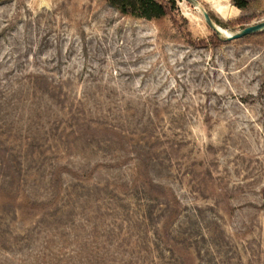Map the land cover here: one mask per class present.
Listing matches in <instances>:
<instances>
[{
	"label": "rangeland",
	"instance_id": "rangeland-1",
	"mask_svg": "<svg viewBox=\"0 0 264 264\" xmlns=\"http://www.w3.org/2000/svg\"><path fill=\"white\" fill-rule=\"evenodd\" d=\"M158 1L0 2V264H264V0Z\"/></svg>",
	"mask_w": 264,
	"mask_h": 264
},
{
	"label": "trees",
	"instance_id": "trees-1",
	"mask_svg": "<svg viewBox=\"0 0 264 264\" xmlns=\"http://www.w3.org/2000/svg\"><path fill=\"white\" fill-rule=\"evenodd\" d=\"M5 0H0V2ZM108 4L119 11L124 16H129L137 19L159 20L168 15L166 4L158 0H106ZM235 5L239 9H246L248 6L247 0H234ZM171 7L175 8V2L170 0ZM211 17V15H210ZM213 20V18L211 17ZM217 39H221L219 34H214Z\"/></svg>",
	"mask_w": 264,
	"mask_h": 264
},
{
	"label": "water",
	"instance_id": "water-1",
	"mask_svg": "<svg viewBox=\"0 0 264 264\" xmlns=\"http://www.w3.org/2000/svg\"><path fill=\"white\" fill-rule=\"evenodd\" d=\"M185 1H187L188 3H190V4H192V5L196 6V7H199V3L196 0H185ZM203 15H204L205 21L209 25V27L214 32H216L218 34H222V31L213 22V20L211 19L209 13H207L206 11H203ZM261 31H264V22L245 27L244 29H242V31H240V32H238V33H236L234 35L228 36L226 38L228 40H237V39H241L243 37H246V36H249V35H253V34L261 32Z\"/></svg>",
	"mask_w": 264,
	"mask_h": 264
},
{
	"label": "bare ground",
	"instance_id": "bare-ground-1",
	"mask_svg": "<svg viewBox=\"0 0 264 264\" xmlns=\"http://www.w3.org/2000/svg\"><path fill=\"white\" fill-rule=\"evenodd\" d=\"M219 28V27H218ZM220 29V28H219ZM224 34V33H223Z\"/></svg>",
	"mask_w": 264,
	"mask_h": 264
}]
</instances>
